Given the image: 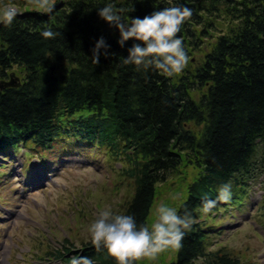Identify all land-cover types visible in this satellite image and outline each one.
I'll return each mask as SVG.
<instances>
[{
  "label": "trees",
  "instance_id": "16d2710c",
  "mask_svg": "<svg viewBox=\"0 0 264 264\" xmlns=\"http://www.w3.org/2000/svg\"><path fill=\"white\" fill-rule=\"evenodd\" d=\"M51 2L52 10L42 12L27 0H0V7L22 10L11 26L0 24V80L13 70L21 78L19 86L0 89V154L19 144L44 151L62 138L106 150L134 181L121 214L134 216L138 227L148 225L159 185L186 168L189 181L176 209L190 213L193 224L169 264H247L223 248L210 249L216 225L200 208L205 195L215 200L225 184L231 200L217 202L209 215L246 203L251 181L264 182V0ZM108 3L124 9L127 22L164 7L190 8L178 33L188 55L183 72L167 78L124 65L134 41L121 48L118 29L99 17ZM45 29L56 37L45 40ZM101 37L109 55L96 64L92 49ZM63 247L48 254L71 263L72 248ZM79 250L74 257L116 264L91 241Z\"/></svg>",
  "mask_w": 264,
  "mask_h": 264
},
{
  "label": "rangeland",
  "instance_id": "374dc122",
  "mask_svg": "<svg viewBox=\"0 0 264 264\" xmlns=\"http://www.w3.org/2000/svg\"><path fill=\"white\" fill-rule=\"evenodd\" d=\"M67 141L60 139L57 147H52L54 151L32 150L20 144L21 149L13 148L16 155L10 157V163L0 159V264H71L48 252L67 244L72 248L67 258L78 255L82 243L90 241L87 229L99 212L110 207L121 214L132 196L134 181L122 173V161L110 158L106 150L87 141L74 145ZM64 143L69 151L62 148ZM42 156L48 164H41ZM185 169L159 185L149 227L157 205L176 208L182 201L189 181L183 176L190 171ZM262 179L251 181L246 203L223 206L205 215L207 222L216 225L210 249L223 248L247 264H264ZM176 252L169 249L155 260L138 263L169 264Z\"/></svg>",
  "mask_w": 264,
  "mask_h": 264
},
{
  "label": "clouds",
  "instance_id": "9594fccd",
  "mask_svg": "<svg viewBox=\"0 0 264 264\" xmlns=\"http://www.w3.org/2000/svg\"><path fill=\"white\" fill-rule=\"evenodd\" d=\"M27 3L42 12H50L53 8L51 0H27ZM123 11L112 3L98 9L99 17L118 29L121 48L126 42L134 41L122 63L134 65L137 71L153 69L167 78L178 77L188 64V55L178 33L191 17L192 10L186 6L164 7L143 18L132 17L130 22L122 16ZM19 14L15 4L3 5L0 7V24L11 26ZM56 35L50 29L41 32L45 40L54 39ZM109 48L104 37H101L92 49L93 62L98 64L101 54L107 57ZM231 197V185L225 184L220 187L215 200L204 196L200 212L207 215L217 202L227 203ZM192 224L190 213L181 216L176 208L161 203L155 208V219L150 227L147 224L138 227L134 216L117 214L107 207L99 212L87 231L91 244L98 252L106 249L107 255L116 264H135L144 259L155 260L169 249L180 248L185 232L191 229ZM71 264L93 262L87 257H73Z\"/></svg>",
  "mask_w": 264,
  "mask_h": 264
},
{
  "label": "water",
  "instance_id": "95a60500",
  "mask_svg": "<svg viewBox=\"0 0 264 264\" xmlns=\"http://www.w3.org/2000/svg\"><path fill=\"white\" fill-rule=\"evenodd\" d=\"M20 84H21L20 78L15 76V73H12L11 79L9 81H6V80L0 81V89L9 87V86H19Z\"/></svg>",
  "mask_w": 264,
  "mask_h": 264
}]
</instances>
